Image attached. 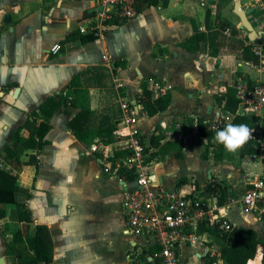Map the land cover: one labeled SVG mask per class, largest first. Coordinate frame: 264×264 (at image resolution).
<instances>
[{
	"label": "crops",
	"instance_id": "0c3cea01",
	"mask_svg": "<svg viewBox=\"0 0 264 264\" xmlns=\"http://www.w3.org/2000/svg\"><path fill=\"white\" fill-rule=\"evenodd\" d=\"M240 1L251 9L248 18L256 30H264V0ZM100 8V0H0V167L28 191L17 193L16 200L24 202L34 218L29 233L37 224L48 228L53 247L49 264H157L144 259V246L132 249L135 237L123 233L125 185L103 171L99 151H91L93 143L78 140L68 126L79 107L63 106L51 117L42 149L23 152L20 162L3 153L5 145L14 147L12 133L30 112L47 97H60L75 78L91 104L84 130L114 126L111 142L95 143L112 152L113 167L127 153L122 147L125 135L134 131L145 146L159 188H192L212 210L217 199L204 196L203 189L209 182L225 185L231 194L228 202L234 201L225 219L264 237L260 222L239 204L252 183L264 179L263 160L243 155L239 148L232 157L225 153L218 159L219 143L198 131L199 119L208 128L213 112L223 110L215 97L234 87L238 79L264 84V65L239 58L245 45L263 39L248 41L232 0H137V15L131 21H109L92 40L73 39L71 35L92 34ZM195 27L205 37L199 50L191 52L181 44ZM55 43L61 45L58 54L49 52ZM154 84L167 90L157 95ZM144 88L152 98L168 94V107L149 116L142 99ZM121 100L137 114L129 126L123 123ZM241 109L238 104V115H243ZM254 130L264 143V129ZM28 134L21 130L22 136ZM176 143L182 144L181 150ZM30 154L36 156L37 165L25 164ZM160 164L167 166L163 173L158 171ZM124 174L120 168L118 175L125 179ZM125 180L132 186L131 179ZM0 209L4 213L0 256L5 264H26L34 258L27 244H10L13 233L23 226L16 205L0 204ZM205 236V246L217 255L188 248L181 264L222 263L220 247L209 234Z\"/></svg>",
	"mask_w": 264,
	"mask_h": 264
},
{
	"label": "built area",
	"instance_id": "2783aa9c",
	"mask_svg": "<svg viewBox=\"0 0 264 264\" xmlns=\"http://www.w3.org/2000/svg\"><path fill=\"white\" fill-rule=\"evenodd\" d=\"M137 0H100L101 8L96 12L97 26L92 34L97 37L101 34V26L109 21L116 20L118 23L129 22L137 15L135 8ZM61 45L55 43L49 52L58 54ZM252 51L259 58V64L264 65V40L252 46ZM153 80L151 81V83ZM117 87H122L118 84ZM242 106L243 115H254L264 119V84L256 82L249 84L245 80L238 79L234 85ZM155 94H163L167 88L153 85ZM124 112L123 123L129 126L136 122L137 114L125 101L120 102ZM239 111H236V114ZM234 113L225 110L213 112L212 119L208 123L211 130L224 129L232 120ZM249 139L259 143V152L253 154L255 158L264 160V143L261 136L251 129ZM117 130L115 131V133ZM118 133V132H117ZM126 140L122 147L127 150L126 155L115 160L113 167V154L105 146L91 145V151H99L103 171L113 175L120 183L125 185V191L121 202V211L126 221L125 231L132 234L136 245L146 248L144 259L157 264H181L186 256L188 248H202L205 255L211 257L217 252L205 246L208 241L205 234H199L198 228L201 222L209 226L218 225L221 229H228L232 225L225 219L228 210L234 201H229L222 207L215 206L207 210L203 199L194 194L193 189L164 190L155 183V176L150 169V163L145 152V146L138 134L130 131L125 135ZM100 148V149H99ZM124 171L126 178L132 180V186L118 175L119 169ZM240 207L253 214L256 221L260 222L264 232V179H257L241 196ZM198 260L202 254L198 252ZM184 261V260H183Z\"/></svg>",
	"mask_w": 264,
	"mask_h": 264
},
{
	"label": "trees",
	"instance_id": "16d2710c",
	"mask_svg": "<svg viewBox=\"0 0 264 264\" xmlns=\"http://www.w3.org/2000/svg\"><path fill=\"white\" fill-rule=\"evenodd\" d=\"M71 36L73 39H79L81 42L95 39L93 34ZM204 37L205 35L195 27L193 34L181 45L188 51L197 52L199 50V43ZM239 58L253 65L259 64V58L252 51L250 44L243 47ZM142 99L148 106L147 114L149 116L165 110L170 101L168 94L152 98V94L147 88L143 90ZM215 100L219 106H222L223 110L234 113L230 123L236 125L245 124L250 129H264V120L260 121L257 116L236 114L239 100L234 87H228L225 93L215 97ZM63 106L80 108L76 115L68 122L69 128L73 130L78 140L89 145L95 144L99 140L105 143L113 140L112 133L114 126L112 125L104 126L100 129L84 130V124L91 110V104L87 97V91L80 88L79 82L75 78L72 86L64 90L60 97L49 96L36 109L30 112L29 119L12 133L11 141L14 147L5 145L3 153L20 162L23 152L42 149L47 143L45 136L51 127L50 119ZM22 129L28 130L29 134L27 137L21 135ZM219 130L211 131L206 127L202 119L198 120L199 134L208 140H215V133ZM175 146L178 147V150H181L182 144L176 143ZM239 149L241 154L246 155L258 153L260 147L256 140L248 139ZM225 153L228 154V157H232V152L225 150L223 144L219 143V148L215 154L216 158L222 159ZM206 154L205 151L202 157H205ZM37 162L36 156L30 154L25 164L37 165ZM180 183H185V180H181ZM27 192L26 189L16 183V178L13 174L5 168L0 167V204H15L18 221L22 222L23 225L21 230L13 233L10 244L13 245L18 242H25L27 244L34 258L26 262V264H49L52 260L53 247L48 228L45 225L37 224L34 233L31 235L28 228L34 222V218L25 203L16 200L17 193ZM202 194L208 197H216L217 206L219 207L224 206L231 196L227 186L216 182H209L203 189ZM3 214V211L0 209V218L3 217ZM198 233L209 234L220 247L222 263L215 264H264V237L260 236L252 228L232 224L225 230L219 228L218 225L209 226L206 222H201Z\"/></svg>",
	"mask_w": 264,
	"mask_h": 264
},
{
	"label": "clouds",
	"instance_id": "9594fccd",
	"mask_svg": "<svg viewBox=\"0 0 264 264\" xmlns=\"http://www.w3.org/2000/svg\"><path fill=\"white\" fill-rule=\"evenodd\" d=\"M252 130L245 124L228 123L223 130L215 133V140L223 144L228 152H235L250 138Z\"/></svg>",
	"mask_w": 264,
	"mask_h": 264
},
{
	"label": "water",
	"instance_id": "95a60500",
	"mask_svg": "<svg viewBox=\"0 0 264 264\" xmlns=\"http://www.w3.org/2000/svg\"><path fill=\"white\" fill-rule=\"evenodd\" d=\"M233 1V13L238 16L241 27L247 32V39L249 42H254L257 40H264V30H256L251 21L248 18V15L251 13V9L244 8L240 0ZM9 17L6 16L4 21H9ZM17 89L15 90L14 95L17 94ZM0 264H5L4 259L0 256Z\"/></svg>",
	"mask_w": 264,
	"mask_h": 264
},
{
	"label": "rangeland",
	"instance_id": "374dc122",
	"mask_svg": "<svg viewBox=\"0 0 264 264\" xmlns=\"http://www.w3.org/2000/svg\"><path fill=\"white\" fill-rule=\"evenodd\" d=\"M192 165H193V162H192ZM165 167H167L165 164H160L159 168H158V171L163 173L164 172V169ZM123 233L124 234H127L125 230H123ZM128 235V234H127Z\"/></svg>",
	"mask_w": 264,
	"mask_h": 264
}]
</instances>
